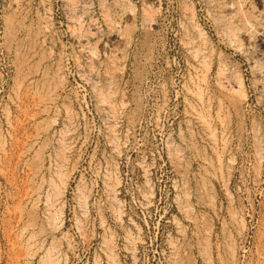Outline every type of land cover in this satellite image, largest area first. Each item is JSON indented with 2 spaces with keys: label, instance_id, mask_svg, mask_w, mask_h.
Wrapping results in <instances>:
<instances>
[{
  "label": "rangeland",
  "instance_id": "obj_1",
  "mask_svg": "<svg viewBox=\"0 0 264 264\" xmlns=\"http://www.w3.org/2000/svg\"><path fill=\"white\" fill-rule=\"evenodd\" d=\"M236 6L0 0V264H264V0L232 35Z\"/></svg>",
  "mask_w": 264,
  "mask_h": 264
},
{
  "label": "bare ground",
  "instance_id": "obj_2",
  "mask_svg": "<svg viewBox=\"0 0 264 264\" xmlns=\"http://www.w3.org/2000/svg\"><path fill=\"white\" fill-rule=\"evenodd\" d=\"M226 2V1H225ZM246 2H247V0H237V6H236V9L237 10H235L236 12H235V14H234V17L236 18L235 20H239L240 21V24L239 25H236L235 23V25L233 24L230 28H233V33L229 30V32L230 33H232V35L234 34V35H239V32H240V30H244L245 32L246 31H248L249 30V27H248V23H250L252 20H254L253 19V17H252V15L250 16H248L247 15V13H246V15H245V13H244V5H246ZM220 3V2H219ZM222 4V3H221ZM224 4V3H223ZM219 5V4H218ZM219 6H221V5H219ZM222 7V6H221ZM255 6H253V8H254ZM192 9H191V11H192V14L193 15H195L194 14V8L193 7H191ZM225 9V8H224ZM249 12V11H248ZM253 13V12H252ZM151 14V13H150ZM154 14V13H153ZM151 17V16H150ZM194 17V16H193ZM227 19H225V21H226ZM224 21V22H225ZM228 21V20H227ZM232 23V22H231ZM252 23V22H251ZM199 25V24H198ZM197 25V26H198ZM229 26H230V24H229ZM199 27V26H198ZM187 32V31H186ZM201 36V35H200ZM243 37H244V35H243ZM206 40V39H205ZM243 40V38L242 37H240L239 36V41H237V43L239 44V42L240 43H242L241 41ZM244 41V40H243ZM202 43H204V42H202ZM199 47H201V46H199ZM201 49V48H200ZM197 51V50H196ZM198 51H199V49H198ZM205 61V60H204ZM205 62H208V61H205ZM207 65H208V63H206ZM260 67H264V65L263 66H261V64H260ZM224 69V68H223ZM221 73H225L224 71H222ZM238 80V79H237ZM240 85H242L241 87H242V89L240 90V91H238V93H239V95L240 96H242V98H244V96H246V91L244 90V88H243V82L242 81H240ZM239 89V88H238ZM236 90H237V88H236ZM235 93V92H234ZM237 95V94H236ZM238 96V95H237ZM239 96V97H240Z\"/></svg>",
  "mask_w": 264,
  "mask_h": 264
}]
</instances>
